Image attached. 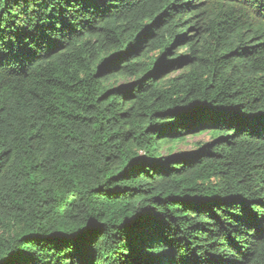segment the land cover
I'll use <instances>...</instances> for the list:
<instances>
[{"label": "trees", "instance_id": "1", "mask_svg": "<svg viewBox=\"0 0 264 264\" xmlns=\"http://www.w3.org/2000/svg\"><path fill=\"white\" fill-rule=\"evenodd\" d=\"M21 259L264 264V0H0V264Z\"/></svg>", "mask_w": 264, "mask_h": 264}, {"label": "rangeland", "instance_id": "2", "mask_svg": "<svg viewBox=\"0 0 264 264\" xmlns=\"http://www.w3.org/2000/svg\"><path fill=\"white\" fill-rule=\"evenodd\" d=\"M209 136H211V133H206V131H198L181 137H176L166 140L160 145L159 153H166L175 150L187 149L191 146L193 140H198V139L205 140Z\"/></svg>", "mask_w": 264, "mask_h": 264}, {"label": "snow or ice", "instance_id": "3", "mask_svg": "<svg viewBox=\"0 0 264 264\" xmlns=\"http://www.w3.org/2000/svg\"><path fill=\"white\" fill-rule=\"evenodd\" d=\"M17 264H27V261H26V260H23V259H21V260H19V261L17 262Z\"/></svg>", "mask_w": 264, "mask_h": 264}]
</instances>
